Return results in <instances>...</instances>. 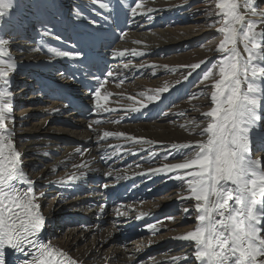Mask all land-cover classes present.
<instances>
[{"label":"bare ground","instance_id":"6f19581e","mask_svg":"<svg viewBox=\"0 0 264 264\" xmlns=\"http://www.w3.org/2000/svg\"><path fill=\"white\" fill-rule=\"evenodd\" d=\"M172 1L135 0V3H139L141 7L137 10L138 14L135 20H131L129 17L131 16V7L135 6L134 0H95V2L94 0H54V16L50 14L48 18L53 26L54 35L45 36L38 27L30 28L23 33H16L15 36L11 31L3 33L5 37H12L11 44L7 48L9 55L5 59L17 64L15 74H10L11 84L17 81L18 92L21 93L17 96L19 100L14 103L15 113L13 115L16 118L17 114L18 118L29 122L28 126L32 124L31 127L24 125L20 130H14L13 123L9 120L7 127L13 130L16 150L20 153L22 150L26 151V155L22 154L21 163L23 170L24 162L32 165V174L27 176L34 181L33 187L37 196L39 197L41 191L45 193L43 198L38 199V203L41 205V214L45 218L51 219V223L53 221L61 223L59 229H56L51 237H46V244L55 250L54 264L57 262L58 264H69V261L72 264H184L185 255L189 257L194 255V243L175 239L194 230L197 223L196 221L195 225L191 223V219L195 220L194 210L192 216L188 218H184L182 211L185 207L194 208L195 202L190 199H184L182 203L179 202L181 197L190 195L186 185L180 181L167 179L163 174L151 176V178L145 175L150 168L162 167L164 163L178 162L184 154H188L190 149L171 150V144L190 143L202 139V137L193 134L191 122L195 121L203 127L210 119L202 115L212 106L210 96L202 99L192 97V95L199 96L200 90L210 88L206 85H210L212 81L209 80L208 83L200 81L207 64L202 65L201 69L193 73L187 80L184 77L187 75L188 65L201 60L210 61L215 49H204V46L198 42L210 41L213 37V30L209 29L206 24L199 25L202 18H198L195 26L198 31L196 34H191L193 26H190V23L193 21L178 15L179 13L186 14V5H174ZM238 2L241 16L245 15L246 20L259 21V17H251V14L244 9L245 0ZM103 3H108L109 7L107 9L101 7ZM76 9L79 12L74 15ZM149 10L152 12L150 13ZM122 16L127 18V28L122 33L119 42L114 43L112 41L113 30L107 27L109 25L113 27L120 18H123ZM92 20L96 21L95 25L90 23ZM256 30L262 31L264 27L257 23ZM71 32H95L99 37L98 44L105 46L110 43V48L107 51L110 56L114 51L124 53L123 57L115 58L118 62L114 64V67L117 66V68L112 77H106L103 81V87L99 94L98 103L110 111L104 112L95 109L91 114L92 118L87 121L76 119L72 113H62L66 115L63 117L64 120L77 128L75 131L48 124L54 116L53 113L59 114L61 109L56 104L48 103L45 95L39 96L37 86H31L29 81L31 77L42 74L56 83L64 81L63 85H68V81L61 73L70 68L69 62L74 59L72 57H57L54 53L55 51L72 52L77 50L74 45L70 44ZM147 32H150V35H147ZM151 34L154 35L153 38H150ZM57 36L61 39H57ZM260 42L264 44V39H261ZM238 48L246 57L242 44H238ZM133 50L142 53V55H133ZM165 51H176L181 54L169 59H162L165 56L163 55ZM255 63L264 66L261 61ZM4 87L3 82L0 81V90H3ZM21 88H23L22 91ZM21 96L26 98L22 99ZM17 97L14 96V100ZM207 101L210 106L197 115L188 116L185 114L187 111L194 110L196 105L199 106ZM91 102L94 105V101ZM133 108L137 111H132ZM180 113H183L184 116L182 121L158 124L154 120L160 117V119H164L163 122L170 121L172 118L178 117ZM33 116L37 117L36 121L31 120ZM95 121H101L102 124L96 126ZM112 121L117 122L113 123ZM150 122L154 124H149ZM160 122L163 123L162 119ZM181 125L184 127L182 128ZM104 131L123 132L125 136L154 141L153 144H145L143 151L136 156L131 154L113 156L117 146H121L122 149L138 147L124 137H110L106 142L100 141L96 144L99 150L108 149L109 157L107 159L112 163L110 166H105L104 170L107 175L111 173L109 176L111 185L125 180L132 182L138 180V187L142 185L146 189L144 196L148 197L151 194L157 196L160 192L162 195L153 200H138L108 208L106 212L107 224L103 227L94 226L89 231L74 227L70 232L65 233L64 229H70L71 225H66L64 217L66 213L68 214L69 208L76 207L80 198L67 200L72 196L66 199L65 196L57 192L56 186L66 183L67 172L76 173L78 171L76 165H82L84 160L90 157V153L82 151L81 154L76 152L77 148L75 152H71L72 148L57 147L59 139L55 135L56 133L67 134V136L79 140ZM39 135H41V139H39ZM97 139L95 138V141ZM21 140L23 141L20 145ZM50 149H54L60 154L56 156L50 154L45 157L44 153H50ZM97 150L96 148L95 152ZM166 155L169 156L168 160L164 159ZM262 155H264V151L258 150L254 145L251 157L260 158ZM94 157L98 158L95 155ZM123 162H126L127 165L117 169ZM37 166L39 167L37 168ZM53 168L56 170L51 171ZM260 171H264L262 165ZM3 179L10 183L11 176L7 178L3 176ZM248 179L250 183L245 188L244 203L240 206V216L238 217L241 229L256 220L264 204L260 189L251 183V177ZM12 185L20 192L25 191L27 187L20 181H13ZM176 206H179L177 213L181 214L180 221L172 219L170 222L171 219H166L163 222L153 223L154 229L147 227L140 229L142 232L148 233L142 239V247L132 250L129 245L115 246L117 241L123 240L122 237L129 235V228L125 226L131 227L147 215L161 212L164 215L172 214V209ZM119 213H127V215ZM117 221L118 223H116ZM176 227L182 228L175 230ZM171 232L173 233L170 234ZM164 235L165 237H162ZM161 252L164 254H160ZM58 253H63V255H58ZM145 255H150V257L143 261L142 258ZM191 260L194 261V264H199L194 259H188L186 264H193L190 262Z\"/></svg>","mask_w":264,"mask_h":264},{"label":"snow or ice","instance_id":"6c2138e0","mask_svg":"<svg viewBox=\"0 0 264 264\" xmlns=\"http://www.w3.org/2000/svg\"><path fill=\"white\" fill-rule=\"evenodd\" d=\"M238 6V0L235 4L233 0H227L216 14L218 18H223L222 26L216 29L217 34L222 36L215 47L218 60L212 62L200 77L201 82L212 80L210 85H206L211 88L212 106L202 113L203 117L210 119L203 127L195 121L191 122L193 134L202 139L171 144V150L190 149V152L184 154L178 162L164 163L162 167L150 168L145 173L148 178L163 174L167 179L180 181L186 185L190 195L181 197L179 202L182 203L184 199L195 202L194 208L182 209L184 218L195 211L197 223L194 230L175 238L195 245L194 255H185L184 264L188 259H194L199 264H264V214L246 224L244 229L240 228L238 219L240 206L244 203V191L250 183L249 177L252 178L251 183L260 189L261 198H264V171H260L264 155L260 158L251 157L254 145L264 151V66L255 63L264 61V44L260 42L264 39V30H256L257 23L264 27V8L260 6V0H245L244 9L251 17H259L257 22L246 20L245 15L241 16L237 12ZM101 7L107 9L109 4L103 3ZM140 7L139 3L131 7L129 19L135 20ZM54 8V0H0V81L5 86L0 90V175L5 178L11 176L8 187L14 193L10 197L0 198V264H54L55 250L40 240L47 221L41 214L38 199L43 198L45 193L41 191L37 196L34 181L23 170L22 153L16 150L13 130L7 127L9 120L14 124L16 119L13 115L14 93L11 90L10 74H15L17 64L5 59L9 55L7 48L12 37L3 35L5 31H11L15 36L16 33L37 27L45 36L54 35L48 19L50 14L54 16ZM77 12L78 9L74 10V15ZM90 23L95 25L96 21ZM57 39L61 37L57 36ZM98 39L95 32H85L79 37L78 46L74 45L77 50L55 51L54 54L57 57H72L87 66V50ZM238 44L243 45L246 57L239 50ZM123 55V52L112 53L113 58ZM133 55L139 56L142 53L133 50ZM208 63L209 60H201L188 65L184 79L187 80ZM112 75L111 71L107 73V77ZM94 79L98 86L90 91L93 107L97 111L108 112V108L98 103L103 82L99 78ZM132 111L137 109L133 108ZM110 137H124L138 146L124 149L117 146L113 156H136L143 151L145 144L154 143L152 140L125 136L123 132L114 131H104L99 140L104 141ZM76 152L82 154L80 148ZM49 155L44 153L45 157ZM164 159L168 160L169 156L166 155ZM85 176V172L72 174L68 176V181L77 182ZM13 181L22 182L27 186L26 190L18 191L12 185ZM100 207L103 210L104 205ZM146 227L154 229L155 225L148 224ZM69 264L72 262L69 261Z\"/></svg>","mask_w":264,"mask_h":264},{"label":"rangeland","instance_id":"374dc122","mask_svg":"<svg viewBox=\"0 0 264 264\" xmlns=\"http://www.w3.org/2000/svg\"><path fill=\"white\" fill-rule=\"evenodd\" d=\"M219 2H221V4H219ZM172 3L174 5H186V7H187V9L185 10L186 14L182 15V14L179 13L178 15L183 17V18H186V19H188L190 21H193L192 23H190V26H193L192 30L194 31V32L191 31L192 32L191 34H196L197 33L196 31H198V29L195 27L196 24H197V19L198 18H202V19H200L199 25L200 24H204V25L206 24V26L209 29L213 30L212 31V36L213 37L211 39L213 42L211 40L210 41L208 40L206 42L200 41L198 43H200L202 46H204V49L214 50L216 45L218 44L219 40L222 38L221 35L217 34L216 29H218L223 24V18H218L216 14L219 11L218 9L222 10V6L225 3H227V0H173ZM233 3L235 4L236 0H233ZM260 6L262 8L264 7V0H260ZM237 12L239 13V6L237 8ZM201 21H202V23H201ZM206 26H205V28H206ZM147 33H148L147 35H150V32H147ZM153 37H154V35L151 34L150 38H153ZM194 43L196 44V42H194ZM211 47L212 48L214 47V48L212 49ZM242 47H243V45H242ZM191 50H192V48H191ZM179 54H181V53L176 52V51H165V53L163 54L165 56H163L164 58L162 57V59H166V58L169 59V58H171V57H173L175 55H179ZM217 60H218V54L214 51L209 63L205 67V70H206L207 67H209L211 65L212 62L217 61ZM261 62H263V64H264V61H261ZM150 76H152V75H150ZM164 76H167V75H164ZM209 80L212 81L211 79H209ZM209 80L206 81V83H208ZM15 87H17V86L12 87V89L15 88ZM210 93H211V89L210 88L202 89L198 93V94H200L199 96L198 95H195V96L192 95V97H194L195 99H199V97H200V99L208 98L210 96ZM209 106H210V103H209V101H207V102H205V103H203V104H201L199 106L196 105L194 107V110L187 111L185 114L188 115V116H192L193 114L197 115L199 112H201L203 109H207ZM13 113H15V111H13ZM16 116H17V114H16ZM167 117H169V116H167ZM183 117H184L183 115H179L176 118H172L170 121H164V122H163L164 119L161 118L163 123L160 122V120H161L160 117L159 118H155L154 120L157 121L158 124H168L169 122H172V121L173 122L182 121ZM15 122H17V121H15ZM33 123H36V122H33ZM149 124H154V123L150 122ZM31 125L32 124H29V126L28 125L27 126L31 127ZM16 128H17V126L14 129H16ZM263 165L264 164H262V167H264ZM24 170L27 171L28 168H25ZM190 207H191V205H190ZM262 209H264V206L262 207ZM262 209H260V214L261 215L264 214V212H262ZM192 212H191L190 216H192ZM171 216H173V214ZM176 219H178L180 221L181 220V214H178L177 216H175V218L173 220H176ZM171 221H172V219L170 220V222ZM191 223H194V225H195V220L191 219ZM187 226H189V225H187ZM179 228H182V227H176L175 230L179 229ZM70 230L71 229H64V232L67 233V231L70 232ZM172 233L173 232H171L170 234H172ZM168 235H169V233H168ZM162 237H165V235L162 236ZM142 246H143V244L139 243V244H134V245H132L130 247H132V250H134V249H137V248L142 247ZM190 262L194 264V261L191 260Z\"/></svg>","mask_w":264,"mask_h":264}]
</instances>
